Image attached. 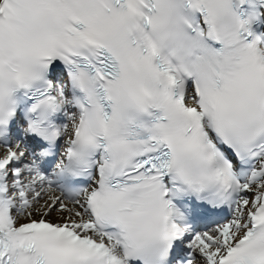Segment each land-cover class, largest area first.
Segmentation results:
<instances>
[{"label":"snow or ice","instance_id":"obj_1","mask_svg":"<svg viewBox=\"0 0 264 264\" xmlns=\"http://www.w3.org/2000/svg\"><path fill=\"white\" fill-rule=\"evenodd\" d=\"M0 264H264V0H0Z\"/></svg>","mask_w":264,"mask_h":264}]
</instances>
